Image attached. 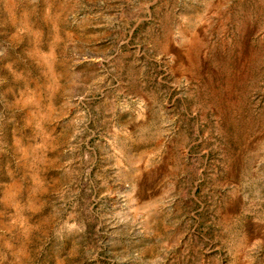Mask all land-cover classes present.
Masks as SVG:
<instances>
[{
	"label": "rangeland",
	"instance_id": "obj_1",
	"mask_svg": "<svg viewBox=\"0 0 264 264\" xmlns=\"http://www.w3.org/2000/svg\"><path fill=\"white\" fill-rule=\"evenodd\" d=\"M0 264H264V0H0Z\"/></svg>",
	"mask_w": 264,
	"mask_h": 264
}]
</instances>
